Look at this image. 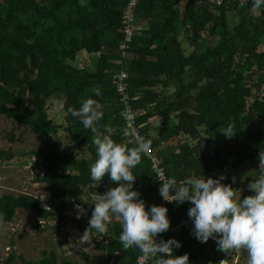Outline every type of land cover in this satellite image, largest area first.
<instances>
[{"label":"trees","instance_id":"1","mask_svg":"<svg viewBox=\"0 0 264 264\" xmlns=\"http://www.w3.org/2000/svg\"><path fill=\"white\" fill-rule=\"evenodd\" d=\"M128 1L2 0L0 3V116L28 128L42 143L38 151L30 153L41 162L43 176L39 182L44 184L50 200L73 201L85 209L81 199L84 188L90 196L99 197L108 187L117 186L107 176L102 182L92 181L85 161H78L73 153L58 149L57 143L48 137L49 133H55L56 126L45 112L48 93L62 92L64 122L70 141L86 150L94 163L97 156L91 143L93 133L67 109L78 110L80 102L89 97L98 100L103 112L116 115L109 120V125L118 126L121 135L112 132V138L117 143H126L122 134L123 107L111 82L115 72L127 74L125 92L131 108L139 113L136 123L144 124L141 131L146 137L148 120L159 117L161 127L157 139L151 142L153 148L182 133L196 140L192 147L158 152L166 175L175 177L178 183L193 175L214 179L237 175L239 168L257 159L264 148V53L258 49L259 39L264 36V7L260 8L261 17L253 19L243 13L240 4H232L239 14V24L229 31L224 17L226 4L217 7L203 0L208 8L219 10V39L212 47L183 57L175 39L178 0H138L137 29L122 57L118 49L123 38L121 15ZM251 6L252 0L244 5L246 9ZM185 20L193 42H198L206 30L209 15L191 2ZM82 51L94 54L89 68L74 66ZM165 76L178 82L169 102L165 101L163 92L159 93L158 101L152 91L157 86L165 89ZM94 88L100 89L101 96L95 95ZM253 88L257 91L255 95ZM152 104H158L156 111H144ZM230 121L234 123L236 135L232 139L218 131ZM104 122L99 121L96 126L103 130L107 120ZM202 126L205 137L196 131ZM132 146L135 145L129 144ZM21 154L18 150H0V161L8 162ZM67 168H75L76 173H60ZM132 172L136 177L133 190L141 194L148 209L152 205L160 206V186L150 170V162L142 154L141 163ZM223 183L232 181L226 179ZM192 206L190 202L168 204L170 228L187 216ZM93 209L90 207L91 212ZM17 210L32 212L43 220L52 216L50 210L46 211L31 196L0 195V217H3L0 223L11 222ZM58 230L54 229V234ZM121 232L122 226L114 225L109 239L98 243L97 249L106 255L107 261L119 254L122 262L134 264L141 253L135 247L123 249L119 242ZM172 238L182 245L173 249L176 256L188 254L190 263L203 255L204 243L190 229L183 227L176 234L164 233L159 241ZM217 247L215 243L210 253L211 264L223 256ZM42 256L37 263H30L20 256L8 255L0 264H57L53 251Z\"/></svg>","mask_w":264,"mask_h":264},{"label":"clouds","instance_id":"2","mask_svg":"<svg viewBox=\"0 0 264 264\" xmlns=\"http://www.w3.org/2000/svg\"><path fill=\"white\" fill-rule=\"evenodd\" d=\"M245 3L246 0H240V7ZM261 7H264V0H252L251 11L256 12ZM92 91L101 96L99 88ZM80 103L78 110L68 107L67 111L93 133L91 143L96 148L97 159L90 166V178L102 182L107 176L117 185L99 195L81 242L90 241L92 232L106 233L108 223L115 216L122 226L119 242L124 250L134 247L139 250L138 264L149 261L151 264H189L188 254H174L173 249L182 246L179 241L172 238L157 242L156 238L171 227L168 209L152 205L149 210L141 194L133 190L136 177L132 169L141 163V154L150 149L151 140L140 138L132 147H129L130 142L117 143L112 138L110 125H105L103 130L96 126L103 118L102 104L90 97ZM218 131L228 139L236 136L231 121ZM258 160V171H252L258 175L247 185L254 195L237 197L241 190L232 186L236 177H232L231 184L223 183L228 179L224 175L218 179L193 175L178 183L175 177L163 178L162 172L159 194L168 203L190 202L193 205L187 216L194 225L192 234L199 242L215 240L217 250L226 255L245 250L247 264H264V148ZM40 223L43 224V220ZM219 264H226V260Z\"/></svg>","mask_w":264,"mask_h":264},{"label":"rangeland","instance_id":"3","mask_svg":"<svg viewBox=\"0 0 264 264\" xmlns=\"http://www.w3.org/2000/svg\"><path fill=\"white\" fill-rule=\"evenodd\" d=\"M1 2L2 0H0V3ZM191 2H194L197 8L204 10L209 15V21L205 28L206 30L202 33V38L198 42H193L191 30L185 20L186 10ZM176 8L178 11V18L175 22V39L179 44L180 53L183 57L202 52L206 47H212V45L218 41V31L221 29L218 18L219 10L213 9L212 7L208 8L203 0H178ZM224 10L226 26L227 29L231 31L239 24V14L232 4H226ZM241 10L243 13L246 12L248 15H251L253 19L261 17L260 9L253 12L250 8L246 9V7H243ZM138 27L139 29L141 28V26ZM258 49L264 53V36L259 39ZM89 58L90 56L87 55H78L74 66H88ZM254 71L255 69L253 68V72ZM165 77L167 78V86L165 89L162 90L160 86H157L153 88L152 91L156 93V99L158 101L160 100L158 96L159 93L163 92L166 99L165 101L169 102L173 98L178 82L172 77ZM252 78L255 79L254 74ZM256 92L257 91L253 88L252 93L255 95ZM258 94L260 95V92ZM63 101L64 94L62 92H49L45 99V112L56 126L55 133H49L48 137L51 141L57 143L59 150L73 153L78 161H85L90 168L91 164H93L91 156L86 150L75 147L70 141L67 127L64 122V111L62 109ZM157 106L158 104L149 105L145 107L144 111L153 113L156 111ZM115 116L116 115H108L103 112V118L100 121L104 122L107 120L106 125H109V120L112 121ZM148 123L147 138L152 142L158 137V132L161 127L160 119L156 116L150 118ZM102 126H104V124ZM111 128L112 132L121 135V129L118 126ZM196 131L201 136L205 137V127H198ZM195 144L196 140L190 139L189 135L185 137L179 136L160 143L156 149L161 153L166 149L192 147ZM41 146L42 143L40 140L32 134L28 128L19 126L8 118L0 116V150H18L23 153L8 162L0 161V195L19 196L23 195V193L37 195L47 192L44 184L39 182L43 174L41 162L30 153V151H38ZM208 152H211V148ZM258 164V159L247 162L239 168L237 175L230 177L226 176L231 181L232 177H236V183L233 184V187L241 190V192L237 193V197L241 195V197L244 198L249 195H254V193L248 190L247 185L252 178L258 175L252 172L258 171ZM60 173L75 174L76 169L67 168L60 171ZM214 173L217 174L220 172L215 171ZM87 192L88 189L84 188L81 197L82 202L85 201L83 202L85 209L79 208L77 204L69 201L54 203V201L49 199V202L44 205L47 206V210L51 211L52 216L46 223L43 222V224H39L32 212L26 214L28 212L22 211L15 214L11 222L6 224L0 223V262H3L8 255H15L25 260H30L28 261L30 263H36L43 257L42 255L44 253H48L50 250H55L58 254L59 261L63 263H66V261L70 263L76 262L79 261L78 259H80V256L82 257L85 255L84 251L89 252L96 249L98 243L108 240L110 233L112 234V227L116 224L121 225V221L115 216H113L108 223V230L106 233L92 232L90 234L91 247L89 249L81 250L73 239L74 237L71 233L76 235L75 233L79 232L77 228L81 226L80 224L83 225L81 227H88V221L92 215L90 207H94V203L98 202V198H95L93 195L90 196ZM70 216L71 222H66ZM11 228H13V230H11ZM54 229H59V231L52 237ZM23 244H25V247H23ZM214 245L215 243L213 240L204 243V252L203 255L196 260L197 264H211L209 256ZM246 253L242 256L240 264H247ZM117 256L121 257L120 255ZM75 257L77 258L74 259ZM214 263L215 260L213 261V264Z\"/></svg>","mask_w":264,"mask_h":264},{"label":"built area","instance_id":"4","mask_svg":"<svg viewBox=\"0 0 264 264\" xmlns=\"http://www.w3.org/2000/svg\"><path fill=\"white\" fill-rule=\"evenodd\" d=\"M137 1L138 0H129L122 11L120 30L123 35V38L118 45V49L122 57L126 54V51L129 49V45L137 29L136 14H135V6H136ZM206 1L210 3L211 5L217 6V7L223 5L224 3L225 4H234V3L240 4V0H206ZM247 2L248 0H246L245 4H247ZM126 78H127V74L125 72L123 71L115 72L112 74L111 82H112V85L115 91L120 96V103L122 104V107H123V110L121 111L123 137L126 138L127 142H130L129 144L135 145L140 138L147 140V137L141 131V128L144 126V124L138 125L136 123V118L139 116V113L134 111L129 104L130 99L125 92L126 91V83H125ZM142 155L150 162V170L152 174L154 175L155 179L157 180L159 186L161 187L162 180H161L160 173L162 172L163 178L165 179L170 178V177H168L165 173V170H164V167L162 166V161L158 155L157 149L153 148L150 145V149L147 151V153H142ZM23 195H28V196L33 197L41 204V206L44 209H48L47 206L44 205L47 202H49L48 200L50 199L48 191L45 192V194L39 193L37 195H29L27 193H23ZM158 196H159L160 206L166 207L168 204H170L166 202L165 200H163V198L159 194V191H158ZM95 198H99V197H95ZM40 221H41V218H38L37 222L39 224H41ZM183 227L190 229L191 231L194 227L193 222L189 219L188 216H184L180 218L177 225L170 228L167 232L176 234L179 232L180 228H183ZM11 230H13V228H11ZM163 234H161L160 236L156 238L157 242L159 241V238ZM209 241H212V239H210ZM213 242L216 243L215 240H213ZM245 253H246L245 250H241L238 253L233 251L229 255H226L225 253H223V256L217 260L216 264H219L221 260H226V264H240L241 258ZM140 255L136 257L134 264H138V257Z\"/></svg>","mask_w":264,"mask_h":264},{"label":"crops","instance_id":"5","mask_svg":"<svg viewBox=\"0 0 264 264\" xmlns=\"http://www.w3.org/2000/svg\"><path fill=\"white\" fill-rule=\"evenodd\" d=\"M174 27H175V23H174ZM175 32H176V27H175ZM78 55H87V56H90V58H89V64H88V66L90 67L91 65H90V60H91V58L94 56V54H89V53H86V52H84V51H82V52H80ZM88 66H83V67H88ZM88 67V68H89ZM187 135H189V134H185V133H182V134H180V135H178L177 137H179V136H187ZM189 137H190V139H192L191 138V136L189 135ZM258 159V158H257ZM257 159H255V160H257ZM255 160H253V161H255ZM251 162V161H250ZM247 163V162H246ZM52 201H54V200H52ZM61 201H54V203H60ZM69 202H72V203H74L73 201H69ZM83 202H85V201H83ZM69 204V203H68ZM70 205V204H69ZM82 210V209H81ZM19 211H22V210H17L16 212H15V214H17ZM22 212H24V211H22ZM26 214H29V212L28 213H26ZM72 218H74V217H72ZM36 219H38V217H36ZM71 216L69 217V219L66 221V222H71ZM41 220H43V219H41ZM48 220H43V222L44 223H46ZM1 224H3V223H1ZM4 224H6V223H4ZM81 226H83L82 224H80ZM80 226V227H81ZM79 227V226H78ZM78 229V228H77ZM59 231V230H58ZM78 231L80 232V230L78 229ZM74 232H75V230H74ZM83 232H85V231H83ZM57 233V232H56ZM55 233V234H56ZM70 233V232H69ZM54 233H52V237H54V235H55ZM72 235H73V239H74V241L75 242H77V240H81L82 238H81V236L79 235V233L78 232H76L75 234L76 235H74L73 233H71ZM71 235V236H72ZM77 236V237H76ZM24 238V237H23ZM25 244H23V247H25L24 246ZM22 248V247H21ZM50 251H53L54 253H55V255H56V259H57V264H63V262L62 261H59V259H58V254L55 252V250H50ZM70 254V253H69ZM68 254V255H69ZM84 254L85 255H83L82 257L80 256L79 258L80 259H78L79 261H76V262H68V261H66V263L68 262V263H70V264H125L124 262H122V259H121V257H118L117 255H119V254H114V255H112L111 256V259L109 260V261H107L106 259H107V257H106V255L103 253V252H101L100 250H98L97 248L96 249H93V250H91V251H89V252H86V251H84ZM69 256H71V255H69ZM77 257H75L74 259H76ZM24 259V258H23ZM25 260V259H24ZM40 260V259H39ZM38 260V261H39ZM25 261H30V260H25ZM37 261V262H38ZM32 262V261H31ZM36 262V263H37ZM189 264H197L196 263V261H193V262H190Z\"/></svg>","mask_w":264,"mask_h":264},{"label":"water","instance_id":"6","mask_svg":"<svg viewBox=\"0 0 264 264\" xmlns=\"http://www.w3.org/2000/svg\"><path fill=\"white\" fill-rule=\"evenodd\" d=\"M79 233V235L81 236V238H82V236H83V234H84V232H78ZM77 237V236H76ZM89 240H90V236H89ZM77 245L79 246V248L81 249V250H87V247L89 246V245H91V243H90V241H88V242H81V240H77Z\"/></svg>","mask_w":264,"mask_h":264},{"label":"bare ground","instance_id":"7","mask_svg":"<svg viewBox=\"0 0 264 264\" xmlns=\"http://www.w3.org/2000/svg\"><path fill=\"white\" fill-rule=\"evenodd\" d=\"M42 176V175H41ZM91 247V245H89L88 247H87V249H89Z\"/></svg>","mask_w":264,"mask_h":264}]
</instances>
